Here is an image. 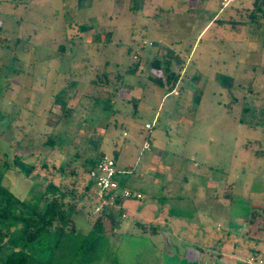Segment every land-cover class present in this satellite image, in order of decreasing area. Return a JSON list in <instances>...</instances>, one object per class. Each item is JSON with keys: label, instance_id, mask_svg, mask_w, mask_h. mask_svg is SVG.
<instances>
[{"label": "rangeland", "instance_id": "obj_1", "mask_svg": "<svg viewBox=\"0 0 264 264\" xmlns=\"http://www.w3.org/2000/svg\"><path fill=\"white\" fill-rule=\"evenodd\" d=\"M250 2L0 0V185L27 215L52 182L70 218L61 236L53 221L31 242L26 264H209L217 251L264 264V220L257 237L246 228L264 217V20L248 22ZM167 48L183 59L174 88L152 80ZM62 87L63 117L52 101ZM97 151L114 159L118 188L140 194L111 209L114 224L91 213L94 187L84 189ZM186 247L202 250L199 262Z\"/></svg>", "mask_w": 264, "mask_h": 264}, {"label": "trees", "instance_id": "obj_2", "mask_svg": "<svg viewBox=\"0 0 264 264\" xmlns=\"http://www.w3.org/2000/svg\"><path fill=\"white\" fill-rule=\"evenodd\" d=\"M234 2V1H232ZM264 0H251L250 8L247 10V20L249 23L255 24V28L260 27L263 24L264 20ZM223 9V8H222ZM220 10V12L222 11ZM263 21V22H262ZM138 62L135 63V67L127 68L124 73L134 74L136 73V68H138ZM151 68L159 70L161 73L159 76H152V80L155 82H162L163 80L171 84V88H174L179 77L180 69L183 67V59L170 48L165 50V53L159 57H154L150 62ZM104 76V74H102ZM96 78V77H95ZM222 83L226 85L229 90L232 86H235L232 77L230 76H221ZM106 81V79H104ZM226 81L229 83H226ZM72 84V82H69ZM103 83V82H102ZM92 85L99 84L98 80L91 82ZM100 85V84H99ZM104 86V85H102ZM64 88H60L57 93L52 97V101L58 102L64 108ZM112 95V94H111ZM101 98V97H100ZM99 102L98 97H93V106ZM136 105V100L133 101ZM101 110H107L106 107L100 108ZM69 109L64 108V112L60 113L61 117L67 116L69 114ZM60 117V118H61ZM52 140L50 139V143ZM116 155V152H114ZM104 154L102 151H97L94 157L89 158V164L86 168V173L88 175L89 170L93 167L95 161L100 157H103ZM113 161L114 159L111 158ZM10 164L18 170L24 176H28L32 171V165L26 163L22 160L19 155H15L11 158ZM89 178V177H88ZM88 183L85 186V191L89 192L88 189L93 186L92 181H87ZM90 186V187H89ZM90 190V189H89ZM50 191L52 197L48 202H46L43 210L41 212H36L30 210L27 215H21L18 212H14V206L16 203H20V200L15 198L7 191L6 188L0 185V246L10 234V226L15 225L16 223L21 224V231H26L24 235L20 236H10L8 238L11 248L9 252L4 256L3 260L0 261V264H26L28 258L30 257L27 248L30 246L31 242L40 238V234L45 231V228L56 221L58 223L59 236L64 227L67 226L69 221L68 214L63 210V198L67 194V191H62L59 186L54 185L52 182H48L45 188V192ZM72 194V192H71ZM90 195V192L88 193ZM121 198L116 200L117 204L120 203ZM105 218L109 221H113L114 224V214L111 211L110 207H103L98 215L97 219ZM96 219V220H97ZM144 228V227H143ZM154 228L151 227V231ZM28 231V232H27ZM264 232V228H263ZM59 236L56 241H58ZM19 247H13L18 245ZM39 264H50L48 262H41Z\"/></svg>", "mask_w": 264, "mask_h": 264}, {"label": "built area", "instance_id": "obj_3", "mask_svg": "<svg viewBox=\"0 0 264 264\" xmlns=\"http://www.w3.org/2000/svg\"><path fill=\"white\" fill-rule=\"evenodd\" d=\"M234 0H221L223 7L227 3ZM145 128H149L150 124H145ZM144 147H148L145 143ZM114 161L109 157H100L97 159L93 167L88 172V177L92 181L94 187V195L96 203L91 213L96 215L103 207H116L118 198H140V194L128 188L119 189L114 179L115 174ZM123 216V214L121 215ZM253 260V258H251ZM260 263V260L258 261Z\"/></svg>", "mask_w": 264, "mask_h": 264}, {"label": "flooded vegetation", "instance_id": "obj_4", "mask_svg": "<svg viewBox=\"0 0 264 264\" xmlns=\"http://www.w3.org/2000/svg\"><path fill=\"white\" fill-rule=\"evenodd\" d=\"M260 213L263 214L264 211L258 212L257 215ZM259 219L264 220V217L263 218H256L255 220H252V221H249L246 223V228L249 229L250 232H252L254 237H257V234H254L253 232L255 231L256 228H259V226H261L260 225L261 223H263V220L258 222L257 220H259ZM256 231H257V229H256ZM186 249H187V251H186L187 253H185V254L187 255V257H186L187 260L199 262V259L201 258L200 255L202 253V250H199L196 248H187V247H186ZM190 253H191V255H190ZM209 264H231V263H230V261L225 259L219 251H217V252H215V254H213V256L210 257Z\"/></svg>", "mask_w": 264, "mask_h": 264}, {"label": "crops", "instance_id": "obj_5", "mask_svg": "<svg viewBox=\"0 0 264 264\" xmlns=\"http://www.w3.org/2000/svg\"><path fill=\"white\" fill-rule=\"evenodd\" d=\"M234 2H236V0H235ZM231 3H233V2H231ZM256 205H257V204H256ZM253 206H254V205H253ZM259 207H261V206H258V205H257V208H259ZM263 211H264V210H263Z\"/></svg>", "mask_w": 264, "mask_h": 264}]
</instances>
